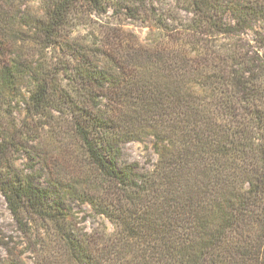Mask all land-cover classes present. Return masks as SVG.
<instances>
[{"label":"trees","instance_id":"1","mask_svg":"<svg viewBox=\"0 0 264 264\" xmlns=\"http://www.w3.org/2000/svg\"><path fill=\"white\" fill-rule=\"evenodd\" d=\"M35 1L0 0V264H264V0Z\"/></svg>","mask_w":264,"mask_h":264},{"label":"rangeland","instance_id":"2","mask_svg":"<svg viewBox=\"0 0 264 264\" xmlns=\"http://www.w3.org/2000/svg\"><path fill=\"white\" fill-rule=\"evenodd\" d=\"M23 4V11H30L29 7L32 4H36L35 0H20ZM163 8L165 9H174L177 11L176 0H161ZM36 6V5H35ZM111 15L109 14L107 17H103L97 19V21L102 24H116V21L113 19H109ZM180 16L184 20H189L190 15L180 11ZM180 23V22H179ZM125 29L127 31H131L135 33L142 41L147 38L148 28L146 24L141 22H128L125 25ZM123 149V161L128 163H137L140 166V169L143 171H150L153 169L154 165L157 162V154L153 148V141L151 139H147L144 142H129L122 145ZM76 212H78L77 222H86L82 223L80 226L86 228L88 231H91L94 228L99 227L102 222H105L109 231L113 230L112 225L104 221L100 217H95L93 215L92 210L88 205H84L82 207H76ZM0 236L2 239H5V242L10 244L12 248L17 247L16 255L21 254V250H23L24 243L26 242L23 239V235L19 229V226L8 209L7 203L4 197L0 194ZM7 256L6 250L0 246V261L4 260ZM21 260L26 264H33L31 257L22 255Z\"/></svg>","mask_w":264,"mask_h":264}]
</instances>
